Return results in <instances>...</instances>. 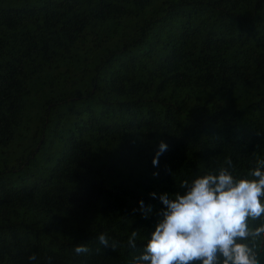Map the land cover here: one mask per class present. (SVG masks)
Instances as JSON below:
<instances>
[{
  "label": "trees",
  "instance_id": "1",
  "mask_svg": "<svg viewBox=\"0 0 264 264\" xmlns=\"http://www.w3.org/2000/svg\"><path fill=\"white\" fill-rule=\"evenodd\" d=\"M16 138L0 264H129L163 208L150 193L227 159L251 179L264 159V0H0V149ZM41 151L47 174L26 185Z\"/></svg>",
  "mask_w": 264,
  "mask_h": 264
},
{
  "label": "clouds",
  "instance_id": "2",
  "mask_svg": "<svg viewBox=\"0 0 264 264\" xmlns=\"http://www.w3.org/2000/svg\"><path fill=\"white\" fill-rule=\"evenodd\" d=\"M167 150L168 145L161 140L152 161L154 167ZM225 165L191 181L183 180V194H149L163 208L151 238H146L140 254L129 264H264L260 255L264 248V159L250 171L251 179L238 178L231 159L225 160ZM138 203L142 218L149 219L153 206L142 200ZM138 236L137 230L128 236L129 249H137ZM97 239L105 249L115 251L120 246L116 240L110 243L106 233ZM73 251L76 256L90 253L86 244L75 246ZM27 259L34 262L37 256L34 253Z\"/></svg>",
  "mask_w": 264,
  "mask_h": 264
},
{
  "label": "rangeland",
  "instance_id": "3",
  "mask_svg": "<svg viewBox=\"0 0 264 264\" xmlns=\"http://www.w3.org/2000/svg\"><path fill=\"white\" fill-rule=\"evenodd\" d=\"M26 143L22 140L16 138L11 144L7 147L0 149V171L3 170L4 165L10 168L15 167V157H20L21 154L25 153L26 151ZM47 154L46 151H41L35 159L34 167L30 168V172L24 175L27 176L25 179L26 185H29L34 180H41L47 174V162L45 161V155ZM21 172L13 173L15 177L20 175Z\"/></svg>",
  "mask_w": 264,
  "mask_h": 264
}]
</instances>
